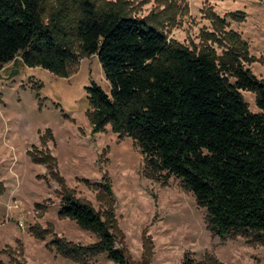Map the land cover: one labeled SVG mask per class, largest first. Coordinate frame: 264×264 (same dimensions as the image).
Segmentation results:
<instances>
[{"label":"trees","instance_id":"obj_1","mask_svg":"<svg viewBox=\"0 0 264 264\" xmlns=\"http://www.w3.org/2000/svg\"><path fill=\"white\" fill-rule=\"evenodd\" d=\"M47 1L0 0V69L19 59L25 67L67 77L76 57L95 55L109 90L93 81L86 87L92 132L110 125L118 138H131L157 179L174 176L193 194L221 240L240 235L264 244V80L244 67L250 57L240 36L223 31L228 47L219 56L208 47L195 53L112 5L54 0L55 10L45 17ZM240 91L254 94L258 112L248 109ZM45 135L53 139L47 130L40 137L44 146ZM27 154L58 185V215L98 237L81 246L55 236L56 251L73 258L106 253L116 264H128L116 245L113 212L103 216L76 198L47 150L49 163ZM94 186L112 197L104 178ZM4 190L0 181V195ZM182 264H193L188 253Z\"/></svg>","mask_w":264,"mask_h":264},{"label":"rangeland","instance_id":"obj_2","mask_svg":"<svg viewBox=\"0 0 264 264\" xmlns=\"http://www.w3.org/2000/svg\"><path fill=\"white\" fill-rule=\"evenodd\" d=\"M91 1L144 19L169 43L195 53L208 47L221 55L228 47L223 31L231 30L247 44L250 58L244 67L264 80V0ZM44 10L45 17L53 12L54 0ZM233 12L243 13L242 19L226 16ZM92 81L108 92L95 55L76 57L67 77L25 67L18 59L0 69V181L5 187L0 195V264H116L106 253L64 257L51 243L56 236L89 246L98 237L58 215V185L27 154L49 163L46 150L76 198L103 216L113 212L116 245L123 247L128 264H182L186 253L193 264H264V244L240 235L221 240L212 233L205 208L179 179H157L131 138H118L110 125L92 132L86 90ZM240 93L248 109L258 112L254 94ZM46 129L53 139L45 135L44 146L39 136ZM103 178L111 198L94 186Z\"/></svg>","mask_w":264,"mask_h":264},{"label":"crops","instance_id":"obj_3","mask_svg":"<svg viewBox=\"0 0 264 264\" xmlns=\"http://www.w3.org/2000/svg\"><path fill=\"white\" fill-rule=\"evenodd\" d=\"M16 60H17V59H16ZM16 60H15V61H16ZM18 60H19V59H18ZM19 61H20V60H19ZM13 62H14V61H13ZM2 68H3V67H2ZM2 68H1V69H2ZM37 105H38V107L40 108V103H37ZM47 130L50 132V135H51V137L53 138V136H52V133H51L50 129H46L42 135H44V134H45V132H46ZM42 135H40V136H39V141H40V137H41ZM46 148H47V147H46ZM48 150H49V149H48ZM52 156H53V155H52Z\"/></svg>","mask_w":264,"mask_h":264}]
</instances>
